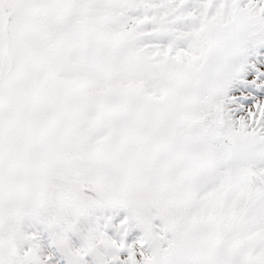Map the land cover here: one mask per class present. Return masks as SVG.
I'll return each instance as SVG.
<instances>
[{
    "label": "snow or ice",
    "instance_id": "6c2138e0",
    "mask_svg": "<svg viewBox=\"0 0 264 264\" xmlns=\"http://www.w3.org/2000/svg\"><path fill=\"white\" fill-rule=\"evenodd\" d=\"M0 264H264V0H0Z\"/></svg>",
    "mask_w": 264,
    "mask_h": 264
}]
</instances>
